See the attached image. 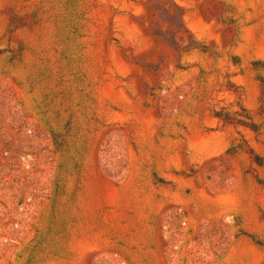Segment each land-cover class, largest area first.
Returning <instances> with one entry per match:
<instances>
[{
    "label": "rangeland",
    "instance_id": "374dc122",
    "mask_svg": "<svg viewBox=\"0 0 264 264\" xmlns=\"http://www.w3.org/2000/svg\"><path fill=\"white\" fill-rule=\"evenodd\" d=\"M261 77L264 0H0V264H264Z\"/></svg>",
    "mask_w": 264,
    "mask_h": 264
},
{
    "label": "trees",
    "instance_id": "16d2710c",
    "mask_svg": "<svg viewBox=\"0 0 264 264\" xmlns=\"http://www.w3.org/2000/svg\"><path fill=\"white\" fill-rule=\"evenodd\" d=\"M175 7H177L178 11L177 14H175L177 17H174V15L171 13V11L167 8L164 9V11L168 15V20L171 22H174V18H177L179 20V23H183V11L182 8L174 3ZM170 31H174L173 28ZM262 85H263V95H264V77H261ZM231 89V87H229ZM238 98L240 101H238L239 104V109L235 110H215V116H217L220 120L226 122V123H231L234 125H240L247 127L253 131L258 132L260 129V125L254 120L250 109L245 106V104L242 102V93L238 94ZM259 113L264 116V104L260 106ZM250 154L253 157V160L259 164V165H264V157L258 154L255 149L250 148L249 149Z\"/></svg>",
    "mask_w": 264,
    "mask_h": 264
}]
</instances>
